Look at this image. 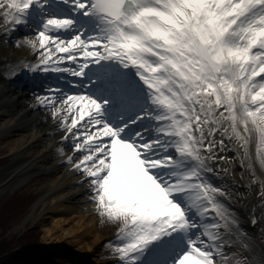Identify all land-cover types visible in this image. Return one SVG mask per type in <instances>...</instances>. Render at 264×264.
<instances>
[{
  "label": "snow or ice",
  "instance_id": "obj_1",
  "mask_svg": "<svg viewBox=\"0 0 264 264\" xmlns=\"http://www.w3.org/2000/svg\"><path fill=\"white\" fill-rule=\"evenodd\" d=\"M54 2L95 18L98 30L55 35L75 21L48 14ZM0 9L6 32L39 14L23 38L37 54L26 68L79 78L93 64L117 62L135 67L149 90L145 110L118 125L105 119L109 99L59 88L37 97L71 133L81 157L73 167L90 180L97 211L121 225L117 264H140L153 244L176 234L187 247L169 264H257L227 247L240 225L221 199L232 194L211 174L226 141L243 149L240 163L251 168L244 158L253 136L264 165V0H0Z\"/></svg>",
  "mask_w": 264,
  "mask_h": 264
},
{
  "label": "bare ground",
  "instance_id": "obj_2",
  "mask_svg": "<svg viewBox=\"0 0 264 264\" xmlns=\"http://www.w3.org/2000/svg\"><path fill=\"white\" fill-rule=\"evenodd\" d=\"M56 11L60 13L61 9L52 5L48 9V14H53ZM2 15L3 10L0 9V17ZM38 16L39 14L33 10L30 16V25L17 26L16 30L11 32H6L8 26L0 19V133L9 141L8 150L9 155L13 157L11 171L14 176L29 172L32 164L49 161L53 156L59 157V160L57 163L43 168V171L54 173L62 167L61 164L77 163L76 154L78 152L72 144L71 133L67 127L60 123L62 117L59 114L53 117L50 108L38 103L37 97L49 94L50 89L59 88L65 92L73 91L89 95L98 100H111L112 103L105 107L104 114L105 119L113 124L117 121L121 123V116L125 120H130L131 115L138 116L149 104V90L142 87V81L136 82L134 87H126L123 84V77L130 72V68L116 70L115 67L120 68L117 62H109L106 64L107 67L96 70L100 73L109 74V76L105 75L108 80L104 77L102 83L92 84L89 83V79L93 80L94 77L91 78L90 73H87L85 78L72 79L75 81L76 87H73L68 79L63 77L61 80L58 79L55 72L33 71L26 68V64L36 62L37 54L30 45L23 42V38L30 35L33 28L39 26ZM89 18L84 21V24L80 23L81 18L74 19L75 28L73 30L54 34L67 38L73 31L83 29V35L90 36L98 30V22L93 17ZM17 39L21 41L19 45L16 44ZM21 66H24L25 72L17 77L14 75V71ZM131 74L140 77L137 69H134ZM39 79L45 82L42 83ZM22 80H26L27 83L20 84ZM38 82L42 83V86H37L36 83ZM23 85L24 87H21ZM20 88H23V91ZM110 113L112 115H109ZM68 115L70 117L71 114ZM64 123L65 125L70 124V118ZM151 123L153 122L149 120L143 121L144 126H149ZM255 141L256 138L253 136L248 145L249 157L244 158L246 163L252 165L251 168L243 167L240 163L243 149L234 140L226 141L227 148L219 150L220 159L213 162L215 171L211 174V179L214 185L225 188L232 194L231 198L221 197V199L234 212L240 225L239 231L231 234L230 243L227 247L233 249L236 246L235 249H244L243 253L250 260H255L259 264L261 260H264V200L261 199L260 195L262 191L260 181L264 180V165L256 156ZM37 145H42L43 148L36 151ZM23 152L28 154L24 156L23 161L17 164V155ZM69 157H71V162H69ZM0 160L4 159L1 158ZM77 169L80 177L86 179L82 171ZM64 183V185L71 186L70 183L72 182L70 179H66ZM76 183H79L80 187L76 188L75 191L73 190L75 195L70 198L72 200H69L65 205L66 207L64 206L58 211L59 215L64 216L61 218L63 231L59 232L56 229V223L53 227H50L48 223L46 227L50 228L46 231L45 241H50L52 245L58 244L67 249L72 246L74 248L72 251L78 252L79 255L84 254L90 261L89 264H117L118 258L112 257L114 253L113 250H108L109 246H105V251L99 250L101 247L99 240H101L102 235L98 229L97 216L99 212L96 211V215L91 214L90 209H88L89 204L82 206L81 201L72 202L80 197L88 200L93 196L91 187L85 186L84 181L80 180ZM238 200L239 205L246 207L249 212L248 215L240 209ZM259 203L260 205H257ZM250 222L254 223L253 227ZM176 235L183 237L182 234ZM181 244L176 254L171 255L168 261L163 264H169L187 247L185 238ZM105 257L111 258L104 259ZM72 263L74 264L73 260Z\"/></svg>",
  "mask_w": 264,
  "mask_h": 264
},
{
  "label": "rangeland",
  "instance_id": "obj_3",
  "mask_svg": "<svg viewBox=\"0 0 264 264\" xmlns=\"http://www.w3.org/2000/svg\"><path fill=\"white\" fill-rule=\"evenodd\" d=\"M8 145V139L0 133V159H4L0 160V204L6 201L9 202V209L14 212H18L25 208L22 218L19 216L18 218H15L12 223L15 225H13L12 229L14 235H18L27 229H31L36 233V242H40L38 243V246L33 247L32 249H39L43 246L48 247L49 251H46V253L47 256L53 260L51 262L52 264H73L72 260L76 261L79 259L76 254L72 255L70 252L64 251L57 245H52L50 241H45L44 238L47 237L45 236L47 229L53 227L54 223L57 224L56 229L59 232L63 231L61 218L64 216L59 215L58 211L63 208L69 200H72L70 198L72 195H75V189L80 187V184L76 183V181L82 180L85 182V186L91 187L90 180L87 178L82 179L78 174V169L73 167V163L61 164L62 167L54 173L43 171V168L57 163L59 160V157L57 156H53L49 161L36 162L35 164H32L29 172L27 171L26 173H20L19 175L14 176L11 171L13 157L9 155ZM41 148H43L42 145H37L36 151H40ZM27 154L28 153L23 152L20 155H17L18 161L16 163L18 164L23 161L25 159L24 156ZM76 157L77 161L81 159L79 153L76 154ZM66 179L71 180V186L64 185ZM262 184H264V182ZM77 201H81L82 206L89 204L90 207L88 209H90V213L96 215L97 206L92 198L85 200V198L80 197L79 199H74L72 202ZM97 221L99 223L98 229L100 230V233H102V235L100 234L101 240H99V245L101 247L99 250L105 251V246H109L108 250H113L112 244L115 243L119 227L121 226L119 221L116 219H109L106 215L101 216L100 214L97 216ZM48 223L50 227H46ZM3 229L4 227H0V233L3 232ZM6 233L4 232L3 237L9 238L11 228H9ZM71 248L74 249L73 247ZM235 248L236 246L233 247L232 252L243 253L244 249L238 250V248ZM28 255V252L25 253L26 263L32 264ZM114 257L115 259L116 257L118 258L117 255H114ZM236 258L238 259L240 257L237 256ZM104 259L108 258L105 257ZM34 261L36 262L37 260ZM82 261L86 264L90 263L87 257L84 256ZM80 263L81 262H79V264ZM37 264L50 263H46L42 260L38 261Z\"/></svg>",
  "mask_w": 264,
  "mask_h": 264
},
{
  "label": "trees",
  "instance_id": "obj_4",
  "mask_svg": "<svg viewBox=\"0 0 264 264\" xmlns=\"http://www.w3.org/2000/svg\"><path fill=\"white\" fill-rule=\"evenodd\" d=\"M9 205L7 201L0 204V227H4L3 232L0 233V264H26L25 253L35 251L31 247L37 244L36 233L27 229L18 235H14L12 231L14 224L12 223L15 218L19 216L22 218L25 208L14 212L9 209ZM9 228H11L10 237H3L4 232L6 233Z\"/></svg>",
  "mask_w": 264,
  "mask_h": 264
}]
</instances>
